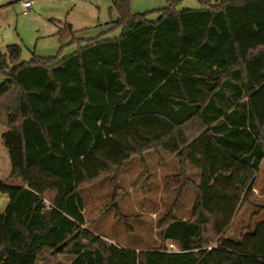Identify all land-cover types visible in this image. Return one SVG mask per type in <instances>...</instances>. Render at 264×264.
<instances>
[{
    "label": "trees",
    "instance_id": "16d2710c",
    "mask_svg": "<svg viewBox=\"0 0 264 264\" xmlns=\"http://www.w3.org/2000/svg\"><path fill=\"white\" fill-rule=\"evenodd\" d=\"M111 1L116 40L98 37L62 60L23 62L17 45L0 53L1 139L21 181L0 182V264L45 253L71 264H264V222L252 226L264 206L240 241L225 236L264 162V0H198L201 9L180 12L167 0L154 22L130 0ZM76 33L64 25L62 48ZM161 150L177 156L183 183L158 222L159 248L122 249L85 229L80 192L111 177L117 193L125 164ZM188 189L183 221L174 211Z\"/></svg>",
    "mask_w": 264,
    "mask_h": 264
},
{
    "label": "rangeland",
    "instance_id": "374dc122",
    "mask_svg": "<svg viewBox=\"0 0 264 264\" xmlns=\"http://www.w3.org/2000/svg\"><path fill=\"white\" fill-rule=\"evenodd\" d=\"M24 0H0V53L17 45L21 49V60L29 62L34 57L58 58L62 60L74 54L88 42L102 37L116 40L121 30L109 31L107 25L117 18L115 11L110 13L111 0H33V11L29 17L23 16L21 2ZM133 14H148L152 22L159 18L157 10L168 7L167 0H130ZM176 11L198 10L202 8L198 0H176ZM212 4L226 0H208ZM34 12V14H32ZM32 14V15H31ZM34 16V17H32ZM69 24L77 32L79 43L61 44L59 32ZM4 78H0V83ZM7 128L0 126V182L7 185H21L18 178L12 177L8 151L1 139ZM180 163L177 156L165 150L158 154L147 153L143 158H134L125 164L119 190L115 193L112 178L106 177L97 184L80 192L84 202V228L94 236L102 237L119 248L136 252L155 250L160 246L158 222L171 212L178 197L182 181ZM187 177L199 183L201 171L188 166ZM53 194H47L46 199ZM195 197L190 189L183 192L174 216L187 221L191 216ZM9 198L0 193V213L8 206ZM116 205V206H115ZM264 206V162L255 176L254 190L226 230L225 236L232 241H240L243 229L247 228L258 207ZM129 218L126 222L116 217ZM253 225L264 222L260 213ZM37 264H71V257H53L48 253Z\"/></svg>",
    "mask_w": 264,
    "mask_h": 264
},
{
    "label": "built area",
    "instance_id": "2783aa9c",
    "mask_svg": "<svg viewBox=\"0 0 264 264\" xmlns=\"http://www.w3.org/2000/svg\"><path fill=\"white\" fill-rule=\"evenodd\" d=\"M83 0H79V2H81ZM34 4V1L33 0H24L22 2V7H23V16H27L29 14V11L30 9L32 8ZM169 249L172 250V251H176L175 247L173 245H170L169 246Z\"/></svg>",
    "mask_w": 264,
    "mask_h": 264
},
{
    "label": "crops",
    "instance_id": "0c3cea01",
    "mask_svg": "<svg viewBox=\"0 0 264 264\" xmlns=\"http://www.w3.org/2000/svg\"><path fill=\"white\" fill-rule=\"evenodd\" d=\"M22 2H23V1H22ZM22 2H21V5H20V6H21V9H22V11H23L24 9H23V7H22ZM33 7H34V4H33L32 8H31V11H33ZM32 14H34V12H33ZM32 14H31V15H32ZM25 17H29V15H27V16H25ZM32 17H34V16H32ZM253 190H254V189H253Z\"/></svg>",
    "mask_w": 264,
    "mask_h": 264
}]
</instances>
